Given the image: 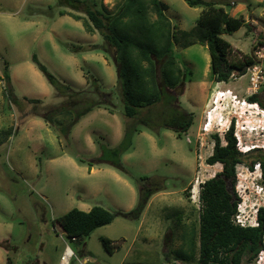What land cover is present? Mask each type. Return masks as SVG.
Listing matches in <instances>:
<instances>
[{
  "label": "rangeland",
  "instance_id": "rangeland-1",
  "mask_svg": "<svg viewBox=\"0 0 264 264\" xmlns=\"http://www.w3.org/2000/svg\"><path fill=\"white\" fill-rule=\"evenodd\" d=\"M124 1L96 4L112 15ZM158 1L166 7V20L164 35L155 40L170 44L172 59L171 65H164L163 77L169 90L180 89L177 104L193 121L185 133L162 127L153 132L139 125L129 149L114 157L110 151L120 144L125 126L135 121L123 116L113 60L98 49L71 52V46L101 45L100 34L86 32L85 15L58 7L56 0H0V264H57L64 242L76 256L72 264L84 259L92 264H184L182 255L191 254L194 260L189 264H196L200 185L222 170L218 163H205L213 136L222 141L233 121L240 153L264 151V110L246 101L257 94L264 105V0H200L244 21L239 30L223 36L231 45V58L252 54L258 61L245 75L226 82L213 80L208 50L198 42L202 30L196 20L203 7H190L184 0ZM60 10L65 15L59 16ZM128 10L114 23L122 38L138 36L136 25H151L157 19L151 9L142 17L134 13V5ZM159 51L157 56L163 54ZM33 55L75 92L90 88L95 80L101 92L110 94L112 108H95L65 133L61 129L72 121L71 115H57L51 123L32 115L33 108L43 112L62 101L32 63ZM101 156L105 161L117 159L125 172L92 162ZM249 162L245 156L235 169L234 223L239 219L245 227H255L257 209H264V188L260 169L255 164L249 170ZM142 176L153 178L162 191L150 198L138 219L117 216L76 242L63 235L56 220L72 209H135ZM102 240L108 241L110 252ZM248 256L241 264H264V251L251 262Z\"/></svg>",
  "mask_w": 264,
  "mask_h": 264
},
{
  "label": "trees",
  "instance_id": "trees-1",
  "mask_svg": "<svg viewBox=\"0 0 264 264\" xmlns=\"http://www.w3.org/2000/svg\"><path fill=\"white\" fill-rule=\"evenodd\" d=\"M60 8L80 11L85 15L84 28L90 34L98 33L103 39L99 46H71L72 53L86 50H101L113 60L117 73V85L123 105V116L134 120L135 125L125 126L120 144L110 152L114 157L127 151L131 145V138L137 131V126L148 127L153 132L158 128H166L176 133H185L192 124L193 117L180 109L177 104V95L180 89L169 90L163 77L164 65H171L170 44L165 46L155 39L164 35V11L166 7L158 0H125L115 14H107L97 9L96 0H56ZM190 7H203L196 20V26L202 30L198 39L206 45L210 57V70L215 82H226L232 76L241 77L247 69L253 67L258 61L252 56L242 59L231 58V45L224 40V35H230L239 30L244 21L231 17L222 7L200 0H184ZM134 5V13L138 17L145 15L151 9L157 19L151 25H136V34L120 37L116 33V19H122L129 11L128 6ZM128 10V11H127ZM129 13V12H128ZM59 16L65 15L63 10ZM70 17L79 21L81 18L73 13ZM135 31V33H136ZM155 40V41H153ZM163 53L157 56L155 53ZM32 63L43 74L46 81L54 89L55 96L62 101L59 105L48 106L43 112L32 109L31 114L42 117L51 123L57 115L73 117L72 121L61 129L68 132L76 122L89 114L97 107L112 108L110 94L101 92L95 80L92 86L84 91L75 92L67 85L61 83L33 55ZM264 69V61H263ZM3 79L8 84L9 73L3 68ZM39 102V100H33ZM250 104H255L264 110V105L257 94L246 98ZM152 116V119L150 118ZM233 121H230L223 140L217 135L213 136V149L211 155L205 160L207 165L220 164L221 172L200 185L199 200L201 203L198 214V229L194 244H198V258L196 264H241L242 257L249 254L247 262L253 261L263 250L264 237V209H257L255 227H240L234 223L238 199L234 192L236 183L235 169L243 163L245 156L250 157L246 165L253 170L258 165L261 175V186L264 188V151L256 148L249 149L242 154L237 148L234 136ZM224 141V144L222 143ZM94 164L108 163L125 172L121 163L115 159L105 161L102 156L92 160ZM139 202L135 209L128 213L114 212L100 206H94L83 212L72 209L59 217L56 223L65 232L66 238L75 237L77 241L88 237L95 229L109 225L117 216L138 219L147 206L150 198L162 191L161 185H156L153 178L142 176L138 179ZM194 228V227H193ZM105 249L110 252L108 241L102 240ZM195 252L193 249L192 253ZM194 255H182L180 261L189 264Z\"/></svg>",
  "mask_w": 264,
  "mask_h": 264
},
{
  "label": "built area",
  "instance_id": "built-area-1",
  "mask_svg": "<svg viewBox=\"0 0 264 264\" xmlns=\"http://www.w3.org/2000/svg\"><path fill=\"white\" fill-rule=\"evenodd\" d=\"M255 54H256V56H258V58H259V56H262L263 57V55H259L257 52ZM250 82L253 84V83L256 82V80L253 79V78H251L250 79ZM207 123L209 124V121ZM203 130H205V129H203ZM257 167H258V165H257ZM235 224L239 225L240 227H245L244 223H242L239 219H236V223ZM256 225L257 224L255 223L252 226H256ZM63 235L66 236V234H63ZM67 240L69 242H76L77 241V239L75 237H72V238H69V239L67 238ZM263 246H264V237H263ZM262 251H264V248H263V250H261L259 252V254L262 253ZM259 254L257 255V257L259 256ZM75 258H76V256H75L72 248L70 247V245L67 242H64V248L62 250V253L60 255V258H59V261H58L57 264H72V261ZM81 264H92V263H90L87 259H84L83 261H81Z\"/></svg>",
  "mask_w": 264,
  "mask_h": 264
},
{
  "label": "crops",
  "instance_id": "crops-1",
  "mask_svg": "<svg viewBox=\"0 0 264 264\" xmlns=\"http://www.w3.org/2000/svg\"><path fill=\"white\" fill-rule=\"evenodd\" d=\"M68 16H69V15H68ZM69 17H70V16H69ZM71 18H72V17H71ZM72 19H73V18H72ZM74 20H75V19H74ZM75 21H77V20H75ZM156 194H157V193H156ZM154 195H155V194H154ZM88 211H89V210H88ZM144 211H145V209H144ZM144 211H143V213H144ZM143 213H142V215H143ZM142 215H141V216H142ZM37 264H38V262H37Z\"/></svg>",
  "mask_w": 264,
  "mask_h": 264
},
{
  "label": "bare ground",
  "instance_id": "bare-ground-1",
  "mask_svg": "<svg viewBox=\"0 0 264 264\" xmlns=\"http://www.w3.org/2000/svg\"><path fill=\"white\" fill-rule=\"evenodd\" d=\"M216 170H217V169H216ZM216 170H215V171H216Z\"/></svg>",
  "mask_w": 264,
  "mask_h": 264
}]
</instances>
